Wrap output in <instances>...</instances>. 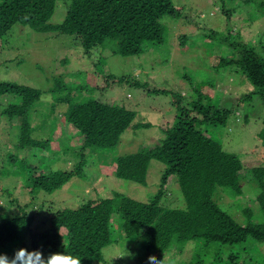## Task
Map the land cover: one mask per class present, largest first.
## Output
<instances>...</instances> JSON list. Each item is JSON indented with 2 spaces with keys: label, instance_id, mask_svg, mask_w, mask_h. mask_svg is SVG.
<instances>
[{
  "label": "trees",
  "instance_id": "trees-1",
  "mask_svg": "<svg viewBox=\"0 0 264 264\" xmlns=\"http://www.w3.org/2000/svg\"><path fill=\"white\" fill-rule=\"evenodd\" d=\"M59 1L66 3V15L62 23L53 24L50 20ZM235 1L220 0L226 19L230 20L234 11V5L227 7V3ZM242 1L257 8L256 18L264 16V0ZM183 14L174 0H0V39L16 24L29 26L36 32L69 34L96 65L110 55L102 54L103 50L132 56L164 43L167 38L163 24L165 16L180 19ZM222 35L220 42L230 50L227 57L217 61V69L238 68L259 92L264 93V42L256 47L229 27ZM110 78H113L111 83ZM101 79L104 85L92 88L103 90L126 77L110 74ZM128 81L137 87L142 85L138 79ZM82 88L88 89L87 84L67 83L60 78L52 89L55 105L69 104L61 118L73 125L80 139L81 152L76 153L78 162L73 169L45 171L40 168L38 174H32L29 173L35 167L32 161L23 156H8V162L17 165L18 173L24 175L33 198L41 192L53 194L74 176L86 177L84 150L94 154L115 147L121 134L131 125L136 128L150 126L149 123H134L137 112L125 105L72 94L75 89ZM155 91L167 92L165 89ZM196 92L198 97L190 103L183 102L185 96L174 93L177 116L175 123L164 129L165 136L160 144L116 158L114 174L143 185L147 184L152 159L166 165L160 189L151 200L140 201L121 192L97 200L83 199L79 206L62 208L51 216L54 237H47L49 232L33 231L34 216L24 206H20L17 213H10L3 207L0 210V254L7 256L23 247L40 251L45 259L51 253L65 252L77 256L80 264H107L103 250L118 243L119 238L135 243L147 255L164 253L171 248L181 252L187 241L203 239L207 250L212 249L210 257L206 258L211 264H251L243 260L246 252L242 250L249 238L264 242V166L251 167L249 177L243 172L245 168L240 157L226 151L220 141L206 133L205 125L225 126L232 109L214 105L206 94L197 89ZM250 95L252 93L241 96L237 102ZM41 96L40 88L0 79V101L13 97L2 111L3 115L9 121L20 118L18 150L31 149L30 157L42 161L58 136L55 132L46 140L32 136L31 112ZM258 136L264 145V119ZM5 168L7 173L14 171L7 165ZM171 175L177 176L185 198L184 207H169L163 201ZM244 177L258 182L256 198L262 217H256L258 213L253 209L246 210L247 219L242 223L221 207L215 195L220 189L232 196L241 195ZM27 239H30L29 248ZM59 240L65 243L61 245ZM247 248L248 245L245 250ZM255 259L257 264H264L263 256Z\"/></svg>",
  "mask_w": 264,
  "mask_h": 264
},
{
  "label": "rangeland",
  "instance_id": "rangeland-1",
  "mask_svg": "<svg viewBox=\"0 0 264 264\" xmlns=\"http://www.w3.org/2000/svg\"><path fill=\"white\" fill-rule=\"evenodd\" d=\"M174 1L184 14L180 19L165 16L163 24L167 38L164 43L132 56L103 50L102 54L110 55L96 65L69 34L36 32L29 26L16 24L0 39V79L42 90L41 100L31 112L32 136L38 140L49 139L52 132L58 136L42 161L30 157L31 149L18 150L20 118L9 121L2 113L13 97L0 101V210L6 207L10 213H17L19 207L24 206L34 216L33 231L49 232L47 237H54L50 228L51 216L62 208L79 206L83 199L97 200L121 192L140 201L151 200L160 189L166 165L152 159L147 184L143 185L116 176V158L160 144L165 136L164 129L173 125L177 116L174 93L185 96L183 102L190 103L198 97L196 89L206 94L205 97L214 105L232 109L225 126L205 125L206 133L220 141L226 151L240 157L245 174L250 173L251 167L264 166V145L258 136L263 127L264 93L259 92L238 68L219 70L215 65L221 57L229 55L230 47L220 42L225 28L239 32L246 42L260 47V42H264V16L256 18L257 8L244 4L242 0L227 3V7L234 5L230 20L225 17L220 0ZM65 15L66 3L59 1L50 22L62 23ZM210 34H214L212 38H209ZM110 74L125 76L126 79L115 81L113 86L103 90L92 88L104 85L101 76ZM60 78L67 83L87 84L88 89H75L72 92L74 96L90 95L108 103L125 105L137 112L134 123H149L150 126L136 128L131 125L121 134L115 147L98 150L94 154L84 150L86 166L83 172L86 177L74 176L53 194L41 192L33 198L24 175L18 173L17 165L8 162L10 154L32 161L35 167L29 173L38 174L42 170L40 168L45 171L73 169L78 162L76 153L81 152L76 129L61 118L69 104L54 103L52 89L56 88ZM136 79L142 83L141 86L128 81ZM109 80L111 83L113 78ZM154 89L167 92H154ZM249 93H252L250 97L237 102ZM6 165L14 170L12 174L5 172ZM244 178L241 195L232 196L221 189L215 195L221 207L242 223L247 219L246 210L253 209L258 213L256 217H262L256 198L258 182ZM163 201L169 207H184L185 198L176 175L170 176ZM59 242L61 245L65 243L63 240ZM27 245L29 248L30 239H27ZM246 245L249 248L245 250ZM243 248L242 252L246 254L242 258L247 263L257 264L255 258L264 257V242L249 238L243 243ZM146 253L135 243L122 238L103 250L107 264H150L152 260L156 264H211L206 258L210 257L212 249L207 250L203 239H191L181 252L171 248L164 253ZM13 255L8 253L7 257L11 259Z\"/></svg>",
  "mask_w": 264,
  "mask_h": 264
},
{
  "label": "clouds",
  "instance_id": "clouds-1",
  "mask_svg": "<svg viewBox=\"0 0 264 264\" xmlns=\"http://www.w3.org/2000/svg\"><path fill=\"white\" fill-rule=\"evenodd\" d=\"M0 264H80V259L65 252L51 253L45 259L40 251H29L21 247L16 250L11 259L0 254ZM150 264H156V261L152 260Z\"/></svg>",
  "mask_w": 264,
  "mask_h": 264
}]
</instances>
